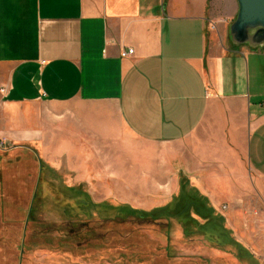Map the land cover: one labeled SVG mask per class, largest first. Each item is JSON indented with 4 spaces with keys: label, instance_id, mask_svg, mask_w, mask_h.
Segmentation results:
<instances>
[{
    "label": "crops",
    "instance_id": "obj_1",
    "mask_svg": "<svg viewBox=\"0 0 264 264\" xmlns=\"http://www.w3.org/2000/svg\"><path fill=\"white\" fill-rule=\"evenodd\" d=\"M237 14L236 0H0V138L53 158L148 152L237 218L264 197V46L231 41Z\"/></svg>",
    "mask_w": 264,
    "mask_h": 264
},
{
    "label": "rangeland",
    "instance_id": "obj_2",
    "mask_svg": "<svg viewBox=\"0 0 264 264\" xmlns=\"http://www.w3.org/2000/svg\"><path fill=\"white\" fill-rule=\"evenodd\" d=\"M178 171L148 152L53 158L0 138V264H264V197L234 219Z\"/></svg>",
    "mask_w": 264,
    "mask_h": 264
},
{
    "label": "water",
    "instance_id": "obj_3",
    "mask_svg": "<svg viewBox=\"0 0 264 264\" xmlns=\"http://www.w3.org/2000/svg\"><path fill=\"white\" fill-rule=\"evenodd\" d=\"M238 14L229 29L235 45L264 46V0H236Z\"/></svg>",
    "mask_w": 264,
    "mask_h": 264
},
{
    "label": "trees",
    "instance_id": "obj_4",
    "mask_svg": "<svg viewBox=\"0 0 264 264\" xmlns=\"http://www.w3.org/2000/svg\"><path fill=\"white\" fill-rule=\"evenodd\" d=\"M190 190H192V191H194V192H196L195 191V189H193V188H191L190 187ZM203 198V197H202ZM193 206V205H192ZM195 208V209H194ZM193 209H194V212L195 213H197L199 216H201L200 215V212L197 210V208L195 207V206H193ZM207 211H210V212H212L211 210H210V208L208 207L207 209H206ZM231 241H233V240H231ZM227 243V242H226ZM230 243V242H229ZM233 245H235V247H237V249H239V250H245L242 246H240V245H237V244H233ZM244 252V251H243ZM253 260V259H252ZM254 262V261H253ZM255 263V262H254ZM256 264V263H255Z\"/></svg>",
    "mask_w": 264,
    "mask_h": 264
},
{
    "label": "built area",
    "instance_id": "obj_5",
    "mask_svg": "<svg viewBox=\"0 0 264 264\" xmlns=\"http://www.w3.org/2000/svg\"><path fill=\"white\" fill-rule=\"evenodd\" d=\"M132 50H128L127 52H123V53H121V56L123 57V58H125V56H127V55H131L132 54ZM5 141L4 140H1V144H3Z\"/></svg>",
    "mask_w": 264,
    "mask_h": 264
}]
</instances>
